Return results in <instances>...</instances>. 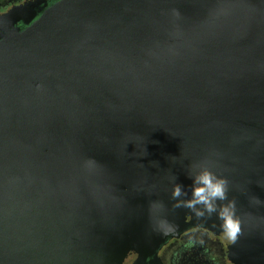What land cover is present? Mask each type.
<instances>
[{
	"label": "water",
	"instance_id": "1",
	"mask_svg": "<svg viewBox=\"0 0 264 264\" xmlns=\"http://www.w3.org/2000/svg\"><path fill=\"white\" fill-rule=\"evenodd\" d=\"M10 16L0 264H151L186 226L229 236V202V243L264 264V0H46ZM201 166L227 181L211 213L187 206Z\"/></svg>",
	"mask_w": 264,
	"mask_h": 264
},
{
	"label": "flooded vegetation",
	"instance_id": "2",
	"mask_svg": "<svg viewBox=\"0 0 264 264\" xmlns=\"http://www.w3.org/2000/svg\"><path fill=\"white\" fill-rule=\"evenodd\" d=\"M46 0H0V31L9 27L7 16L18 7ZM6 16H3L5 14ZM22 17V16H21ZM12 22L15 15L10 16ZM9 18V19H10ZM24 26L21 18L14 23ZM1 33V32H0ZM151 264H243L229 243L228 236L206 226H186L168 236L152 256Z\"/></svg>",
	"mask_w": 264,
	"mask_h": 264
},
{
	"label": "clouds",
	"instance_id": "3",
	"mask_svg": "<svg viewBox=\"0 0 264 264\" xmlns=\"http://www.w3.org/2000/svg\"><path fill=\"white\" fill-rule=\"evenodd\" d=\"M194 187H193V199L187 202V206L194 208L197 204H203L206 210L211 213L216 210L214 207V201L224 200L226 193L227 181L220 176H217L208 167L201 166L199 172L194 176ZM173 195H180V188L177 186L173 189ZM197 215H202V213H197ZM234 206L231 202L224 206L220 210V216L227 223V229L229 232L228 238L234 239L236 233L238 232V220L233 219ZM233 226L229 227V224ZM166 226V221L162 222L159 227L164 228Z\"/></svg>",
	"mask_w": 264,
	"mask_h": 264
},
{
	"label": "snow or ice",
	"instance_id": "4",
	"mask_svg": "<svg viewBox=\"0 0 264 264\" xmlns=\"http://www.w3.org/2000/svg\"><path fill=\"white\" fill-rule=\"evenodd\" d=\"M229 227L232 228L233 226L231 225V223L229 224Z\"/></svg>",
	"mask_w": 264,
	"mask_h": 264
}]
</instances>
